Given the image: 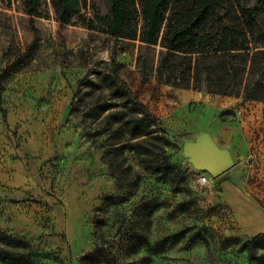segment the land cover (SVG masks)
<instances>
[{
	"label": "rangeland",
	"instance_id": "obj_1",
	"mask_svg": "<svg viewBox=\"0 0 264 264\" xmlns=\"http://www.w3.org/2000/svg\"><path fill=\"white\" fill-rule=\"evenodd\" d=\"M46 9L48 18L30 17L20 0H0V231L30 245L0 250V264H17V254L30 264H264L243 249L249 236L219 185L264 194V97L160 81L159 45L90 30L77 15L60 24ZM131 100L169 140L164 156L179 169L171 179L146 171L131 152L130 173L105 162L117 140L107 141L115 126L104 116ZM104 103L113 107L97 115ZM201 135L231 161L205 184L184 154Z\"/></svg>",
	"mask_w": 264,
	"mask_h": 264
},
{
	"label": "trees",
	"instance_id": "obj_2",
	"mask_svg": "<svg viewBox=\"0 0 264 264\" xmlns=\"http://www.w3.org/2000/svg\"><path fill=\"white\" fill-rule=\"evenodd\" d=\"M20 1L30 17L48 18L50 5L60 24L71 23L77 15L90 30L159 45L157 79L175 87L203 88L222 95L236 94L243 87V100L264 97V0H100L107 5L104 13L96 0ZM81 9L84 13H78ZM112 107L104 103L97 115ZM123 111H137L141 116L123 121L119 117ZM104 120L115 126L107 141L117 140L114 151L103 154L110 167L126 164L116 169L130 173L126 153L131 152L139 165L160 179H171V172H179L164 156L169 140L158 133L157 120L140 102L133 100L124 110L108 111ZM242 246L249 259L264 262L257 254L264 250V233L250 236ZM7 247L27 249L30 245L0 231V250ZM17 255L13 262L30 264L28 256Z\"/></svg>",
	"mask_w": 264,
	"mask_h": 264
},
{
	"label": "crops",
	"instance_id": "obj_3",
	"mask_svg": "<svg viewBox=\"0 0 264 264\" xmlns=\"http://www.w3.org/2000/svg\"><path fill=\"white\" fill-rule=\"evenodd\" d=\"M214 142L216 141L214 140ZM223 182L225 184L224 187ZM219 185L224 199L232 210L237 228L249 237L258 233H264V194H261V196L257 194V197H260L259 200L248 195L245 196L240 191H236L231 182H228L226 179L221 180ZM226 188L231 191L233 189L232 192L229 191L231 195L228 194L231 197L225 193L226 191L223 192V189L226 190Z\"/></svg>",
	"mask_w": 264,
	"mask_h": 264
},
{
	"label": "water",
	"instance_id": "obj_4",
	"mask_svg": "<svg viewBox=\"0 0 264 264\" xmlns=\"http://www.w3.org/2000/svg\"><path fill=\"white\" fill-rule=\"evenodd\" d=\"M184 154L195 168L203 170L212 178L218 177L231 167L228 152L217 148L206 135H201L197 142L188 144Z\"/></svg>",
	"mask_w": 264,
	"mask_h": 264
},
{
	"label": "built area",
	"instance_id": "obj_5",
	"mask_svg": "<svg viewBox=\"0 0 264 264\" xmlns=\"http://www.w3.org/2000/svg\"><path fill=\"white\" fill-rule=\"evenodd\" d=\"M209 180H210V177H209V175H208L206 172H204V173L199 177V182L202 183V184L207 183Z\"/></svg>",
	"mask_w": 264,
	"mask_h": 264
}]
</instances>
